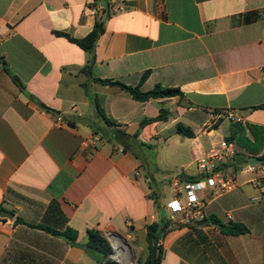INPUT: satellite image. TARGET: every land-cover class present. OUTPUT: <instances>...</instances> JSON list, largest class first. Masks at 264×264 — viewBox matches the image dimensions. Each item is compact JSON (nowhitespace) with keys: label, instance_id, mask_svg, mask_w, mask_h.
Returning a JSON list of instances; mask_svg holds the SVG:
<instances>
[{"label":"crops","instance_id":"crops-1","mask_svg":"<svg viewBox=\"0 0 264 264\" xmlns=\"http://www.w3.org/2000/svg\"><path fill=\"white\" fill-rule=\"evenodd\" d=\"M108 1L0 0V210L14 215L0 220V264H99L84 248L89 230L109 241L110 260L122 263L118 249L124 263L144 262L163 186L197 178V158L230 135L235 121L225 115L264 129V110L251 109L264 105V0H129L120 11L94 10ZM96 22L104 32L86 75L90 55L58 33L83 39ZM113 83L183 97L138 102ZM96 100L115 126L99 118ZM178 124L195 137L178 134ZM94 134L101 141L83 148ZM239 166L237 189L202 193V224L169 225L161 264H264V178H242ZM211 216L249 232L226 236ZM31 225L72 230L76 240Z\"/></svg>","mask_w":264,"mask_h":264},{"label":"trees","instance_id":"trees-1","mask_svg":"<svg viewBox=\"0 0 264 264\" xmlns=\"http://www.w3.org/2000/svg\"><path fill=\"white\" fill-rule=\"evenodd\" d=\"M259 17L255 14L252 15V18L248 19L254 20ZM104 32V25L101 22H96L93 30L89 35H87L83 39H74L66 34L58 33L62 36L67 37L71 42L78 45L81 49L86 51L90 55V59L83 69V73L86 75L91 74L92 66L95 63V47L100 35ZM148 73L144 74L141 79V84L147 79ZM14 82L18 85H21L19 79L13 76ZM100 83L107 85L112 84L109 80H99ZM114 85L119 86L124 91L128 92L135 101L138 102H147L152 99H165V98H173V97H183V93L178 88H165L161 85L155 86L149 92H143L140 89V86L130 87L121 83H113ZM96 109L99 118L108 126H115V123L110 121L106 115L104 110L101 108L99 102L96 100ZM252 110L262 109L264 110V105L256 106L251 108ZM213 113L218 114V111H213ZM166 119V112L162 111L161 114L156 119L157 121H162ZM152 120H145L141 123V127L150 123ZM177 133L188 138H194L195 134L193 131L185 127L182 124H178L176 126ZM228 142L235 143L238 147L245 150L249 155H257L264 148V129L263 128H254L249 125H243L240 122H233L231 125L230 135L225 139ZM240 155V154H237ZM260 160L263 161L264 164V155L259 157ZM195 180L196 178H192ZM2 221H6L5 219H0ZM207 222L217 226L222 234L226 236H238L242 234H246L249 232V229L239 223H227L224 224L221 220H219L215 216H211ZM15 223H22L24 221L21 218H17ZM37 229H41L55 236H63L66 237L70 242L74 243L76 240V233L72 230H67L64 233L59 231L46 228L44 226H32ZM169 228V223L165 218L161 217L160 221L154 222L147 226V234L146 239L148 243V257L144 262L139 261L137 264H161L163 258V249L158 245L160 240L163 239L164 235L167 234ZM87 253L92 255L99 264H118L115 261L109 259L110 254L112 253V248L109 241L105 238V236L99 230H89L88 231V241L84 246Z\"/></svg>","mask_w":264,"mask_h":264},{"label":"built area","instance_id":"built-area-1","mask_svg":"<svg viewBox=\"0 0 264 264\" xmlns=\"http://www.w3.org/2000/svg\"><path fill=\"white\" fill-rule=\"evenodd\" d=\"M129 0H109L108 4L96 2L94 10L97 13H104L107 8L114 11L123 10ZM225 118L230 121L242 122L234 114L227 113ZM58 125H63V118H56ZM101 141L99 134H94L82 142L83 148L95 146ZM239 157L235 150V144L222 140L217 147L201 154L195 164L197 178L189 180L183 177H175L169 182L173 191L172 200L166 205L169 212L167 222L169 225H196L205 219V199L202 193L212 189L218 194L232 192L238 187L236 179V159ZM240 173L256 176L255 182L259 183L264 178V164L251 165L245 162L239 166ZM177 215L181 217L176 218ZM231 219V217H229ZM159 245V244H158ZM112 257V256H111ZM121 262L118 258H115Z\"/></svg>","mask_w":264,"mask_h":264},{"label":"rangeland","instance_id":"rangeland-1","mask_svg":"<svg viewBox=\"0 0 264 264\" xmlns=\"http://www.w3.org/2000/svg\"><path fill=\"white\" fill-rule=\"evenodd\" d=\"M199 123H201V122H199ZM249 177H251V175H247L246 177H242V178H249ZM154 189L157 193H159L156 190V188H154ZM216 194H218V193H216ZM172 196H173V191L171 190V188L167 185H164L162 188V195L160 197H158V200L161 204L159 211H160V215L163 218H166V216L169 214L168 210L165 209V205L172 200ZM110 255H112V253ZM132 261H133V263H135V261L133 259H132ZM121 264H125V263H121Z\"/></svg>","mask_w":264,"mask_h":264},{"label":"water","instance_id":"water-1","mask_svg":"<svg viewBox=\"0 0 264 264\" xmlns=\"http://www.w3.org/2000/svg\"><path fill=\"white\" fill-rule=\"evenodd\" d=\"M237 165H243L245 162L251 164V165H261L263 164V161L255 158V157H237L236 159ZM0 219H7V220H13L14 215L10 212H7L5 210H0ZM203 222H200L199 224H202ZM109 259H112V257H109Z\"/></svg>","mask_w":264,"mask_h":264},{"label":"bare ground","instance_id":"bare-ground-1","mask_svg":"<svg viewBox=\"0 0 264 264\" xmlns=\"http://www.w3.org/2000/svg\"><path fill=\"white\" fill-rule=\"evenodd\" d=\"M113 257H114V258H118L122 263H124V262L120 259V254L118 253V249H117L116 253L113 255ZM127 261H128V263H129V259H128V258H127ZM125 264H127V263H125Z\"/></svg>","mask_w":264,"mask_h":264}]
</instances>
